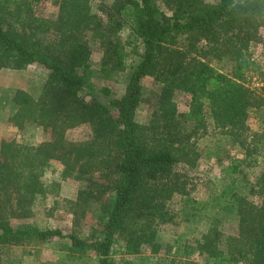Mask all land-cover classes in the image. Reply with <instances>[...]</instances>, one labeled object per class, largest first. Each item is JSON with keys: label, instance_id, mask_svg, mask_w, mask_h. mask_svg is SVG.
<instances>
[{"label": "trees", "instance_id": "trees-1", "mask_svg": "<svg viewBox=\"0 0 264 264\" xmlns=\"http://www.w3.org/2000/svg\"><path fill=\"white\" fill-rule=\"evenodd\" d=\"M40 1L0 0V69L36 63L47 70L38 97L14 93L17 108L8 119L17 129L41 126L46 139L35 145L0 141V264H12L4 247L52 238L67 239L69 254L92 252L95 264H111L117 243L129 254L144 247L155 251L158 227L173 217L169 201L183 188L172 167L189 160L191 137L208 122L264 162V68L249 52L264 25V0H99L105 21L92 12V0H56L52 18L36 14ZM124 29L131 41L121 39ZM88 31L100 42L98 69L92 66ZM136 39L140 60L131 67L124 95L109 104L83 98L80 91L91 78L126 68L125 48ZM202 40L204 49L198 47ZM144 77L160 89L141 124L135 113ZM177 95L184 113L177 110ZM251 115L263 125L261 132L249 127ZM83 123L91 128L90 138L67 141L66 130ZM51 160L62 165V178L90 183L78 193V208L86 199L97 201L95 209L105 216L91 235L11 225L12 218L32 216L33 202L44 197L43 168ZM97 173L109 182H96ZM255 185L256 201L238 194L233 178L215 198L221 210L237 217L231 236L221 238L214 228L199 242L216 264H264V168ZM103 194L108 198L99 202Z\"/></svg>", "mask_w": 264, "mask_h": 264}, {"label": "rangeland", "instance_id": "rangeland-1", "mask_svg": "<svg viewBox=\"0 0 264 264\" xmlns=\"http://www.w3.org/2000/svg\"><path fill=\"white\" fill-rule=\"evenodd\" d=\"M98 5L99 0L90 1L92 12L105 21L106 16L99 11ZM34 8L38 16L52 18L57 12L56 0H42L35 3ZM85 37L90 48L92 66L98 69L101 57L99 39L89 31ZM120 37L125 42L131 41L127 29L121 32ZM205 44L202 40L198 47L204 49ZM141 49L139 39L131 42L130 46L127 45L126 68L109 77L97 74L83 87L80 95L86 100L95 99L103 104H109L112 99L123 96L131 67L140 60ZM249 52L264 68V25L258 29V40L250 43ZM208 60L213 66L221 67V62ZM46 78L47 70L36 63L18 69H0V141L10 138L21 144L35 145L46 139L47 133L39 125L27 124L23 129H17L8 122L17 108L13 102L14 93L23 90L38 97ZM159 89L160 84L152 77L141 80L142 100L135 113L137 122L143 124L149 119ZM175 101L179 112L187 111L182 95H177ZM247 122L252 130L262 131L263 125L255 116L251 115ZM187 125L190 128V122ZM90 136L91 128L88 123L76 125L65 132L67 141L72 143L86 141ZM190 144L194 153L189 155V160H182L172 167L173 175L183 188L181 193L175 192L169 201L173 217L158 227L157 249L152 251L150 247H144L140 253L129 254L122 243H117L112 248L111 264H216L219 261L203 253L199 242L204 234L214 228L220 232L221 238L231 236L237 217L221 210V205L215 198L233 178L237 193L256 201L257 187L254 186V181L264 168V162L260 156L246 155V148L241 144H232L224 130L214 128L210 122L205 129L192 135ZM233 164H238L235 171L230 168ZM61 171L62 165L56 160H51L44 166V197H37L33 202L32 216L10 219L12 226L52 228L59 229L62 233L81 230L83 236H89L93 230L100 229L105 216L98 208L95 209L99 207L97 201L86 199L88 202L85 207L78 208V193L88 188L90 183L72 177L62 178ZM94 180L99 183L109 182L99 173ZM105 197L107 194H103L99 202ZM67 243L65 238H52L30 246L4 247L2 251L12 264H95L96 256L92 252L85 255L69 254L66 250Z\"/></svg>", "mask_w": 264, "mask_h": 264}]
</instances>
